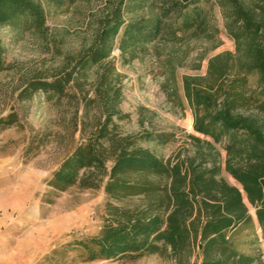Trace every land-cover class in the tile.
I'll return each instance as SVG.
<instances>
[{
  "label": "trees",
  "instance_id": "16d2710c",
  "mask_svg": "<svg viewBox=\"0 0 264 264\" xmlns=\"http://www.w3.org/2000/svg\"><path fill=\"white\" fill-rule=\"evenodd\" d=\"M74 1L49 0L56 7ZM212 1L225 18L236 50L210 58L204 77L184 78L192 128L204 139L190 135L187 149L172 160H163L141 147L162 136L122 134L113 124V119L124 116L120 110L122 77L113 65L112 53L117 50L121 60L132 61L155 52L161 44L180 41L179 34L202 35L206 13L198 6ZM103 2L96 34L88 46L65 54L55 72L19 75L15 85L2 91L0 131L16 125L18 109L34 98L74 100L73 116L82 103L95 110L96 121L82 123V141L53 172L55 184L84 189L102 186L110 196L148 197L146 185L129 178L150 173L164 180V186L156 189L158 211L143 206L114 209L113 219L97 235L73 243L87 259L134 260L160 252L173 264H189L194 256L200 264H262L236 250L233 233L251 222L249 205L264 236V102L248 103L243 89L246 75L254 73L264 96V0ZM0 25L22 26L43 35L47 28L42 1L0 0ZM9 71L0 47V73ZM9 104V113L2 116ZM217 145L225 152V172L239 187L219 177Z\"/></svg>",
  "mask_w": 264,
  "mask_h": 264
},
{
  "label": "rangeland",
  "instance_id": "374dc122",
  "mask_svg": "<svg viewBox=\"0 0 264 264\" xmlns=\"http://www.w3.org/2000/svg\"><path fill=\"white\" fill-rule=\"evenodd\" d=\"M41 1L47 28L43 35L22 26L0 25L3 60L11 67V71L0 73V94L15 85L19 75L55 72L65 54L88 46L96 34L103 0H75L61 7ZM198 8L206 13L202 35L179 34L183 37L180 41L161 44L155 52L132 61L121 60L117 50L112 53L113 65L122 77L120 110L124 116L113 119V124L122 134L162 136L141 143V147L163 160H172L187 149L190 135L204 139L192 128V113L183 94L184 78L204 77L210 58L236 50L219 6L212 1ZM85 78L90 82L91 73ZM245 80L248 103L264 102L256 86L257 76L250 73ZM75 103L53 96L34 98L18 109L16 125L0 131V264H173L160 252L134 260H89L73 245L97 235L103 224L113 219L114 209L143 206L158 211L161 204L156 189L165 184L150 173L131 176L129 181L146 185L148 197L110 196L102 186L84 189L55 184L53 172L82 141V123L96 121L95 110L82 103L73 116ZM10 107L3 108L1 115L9 113ZM217 149L219 177L239 187L224 170L222 145ZM248 210L251 222L233 233L235 247L240 254L264 264V236L254 209L248 205ZM189 264H200V260L194 256Z\"/></svg>",
  "mask_w": 264,
  "mask_h": 264
}]
</instances>
